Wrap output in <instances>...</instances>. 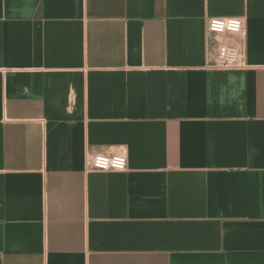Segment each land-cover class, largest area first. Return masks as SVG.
I'll list each match as a JSON object with an SVG mask.
<instances>
[{
    "label": "crops",
    "instance_id": "obj_1",
    "mask_svg": "<svg viewBox=\"0 0 264 264\" xmlns=\"http://www.w3.org/2000/svg\"><path fill=\"white\" fill-rule=\"evenodd\" d=\"M0 264H264V0H0Z\"/></svg>",
    "mask_w": 264,
    "mask_h": 264
},
{
    "label": "built area",
    "instance_id": "obj_2",
    "mask_svg": "<svg viewBox=\"0 0 264 264\" xmlns=\"http://www.w3.org/2000/svg\"><path fill=\"white\" fill-rule=\"evenodd\" d=\"M209 34L225 35L234 33L238 36V44H225L219 40H207V66L215 68L247 67L243 42L246 37V26L239 17H210L206 20ZM126 159L122 156H88L86 166L94 169H124Z\"/></svg>",
    "mask_w": 264,
    "mask_h": 264
}]
</instances>
